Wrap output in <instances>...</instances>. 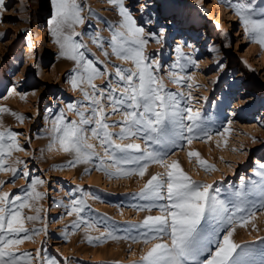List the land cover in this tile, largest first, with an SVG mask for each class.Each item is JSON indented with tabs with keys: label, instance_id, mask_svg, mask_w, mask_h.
<instances>
[{
	"label": "rangeland",
	"instance_id": "374dc122",
	"mask_svg": "<svg viewBox=\"0 0 264 264\" xmlns=\"http://www.w3.org/2000/svg\"><path fill=\"white\" fill-rule=\"evenodd\" d=\"M5 2L7 10L0 21V108L7 111L0 112V132L17 133L16 139L24 150L4 157L5 167H15L17 175L13 177L11 172L0 171V181L5 182L0 191L23 196L25 191H31L29 185L33 179L44 181L36 186L37 192L44 193L43 198L23 210L24 216L37 215V208L40 212L38 220L25 222L30 239L19 245L17 254L31 252L35 255L40 249L42 256L56 258L59 264H139L140 257L152 246L143 243L147 229L139 224L148 215H160L157 207H152L151 211L141 209L164 203L145 200L139 193L151 175L164 169L151 164L143 178L137 175L115 178L96 170L99 161L95 159L87 165L68 166L73 156L59 148L54 123L61 113L65 123L78 120L76 111L69 110L67 105L73 103L78 108H89L90 102L85 100L81 89L90 94L92 89L86 82L78 88L72 87L70 78L76 75V64L60 55L59 45L51 35L48 0ZM80 2L84 24L75 26L82 35L74 39L87 45L81 51L102 73L112 74L101 76L94 83L103 88L112 80L115 86V66L133 67L131 62L113 56L108 43L111 39L109 25H118L122 19L118 8L108 0ZM157 2L160 13L178 15L180 23L166 32L162 44L150 39L146 54L160 62L159 75L164 78L167 90L184 93L182 107L186 106L187 94L191 93V104L194 110H200L204 126L212 137L208 140L203 133H197L198 138L191 145L179 140L167 149V161H178L193 180L212 184L211 194L226 203L235 200L237 192L245 194L248 209L237 216H246L249 211L255 216L246 226H236L233 239L241 246L238 252L247 251L249 260L261 264L264 261V175H261L264 173V59L261 61L260 55L264 57V49L245 37L242 24L231 7L247 0H216L215 5L223 9L222 17L207 9L209 0ZM140 3L143 0L136 3L125 0L126 6L132 5L130 11L138 25L141 24ZM251 5L264 8V0H251ZM164 23L161 18V24ZM187 26L203 29L205 35L193 40L186 38L182 28ZM147 27L158 29L156 25ZM97 34L104 44L103 49L93 42L92 37ZM180 37L183 42H179ZM178 45L182 47V57L176 51ZM104 51L109 53L107 57ZM177 62L178 66L173 69L171 66ZM170 71L185 79L180 84L173 83L168 79ZM104 104L106 111L111 112L106 100ZM13 114L24 117L23 121ZM121 119L117 113L110 116L108 123ZM110 131L118 132L119 126ZM89 142L96 144V151L103 155L96 140ZM123 142L144 146L142 139ZM189 151H197L215 170L205 171L195 157L189 158ZM17 160L23 163L17 164ZM24 171L29 173L28 177L23 176ZM74 199L86 202L81 216L96 224L95 229L88 231V236L98 237L107 229L116 239L105 237L104 242L93 239L89 243L85 234L87 225L73 227L80 218L68 215ZM41 228H46V234L36 231ZM223 234L221 232L217 239ZM20 238L23 239V234Z\"/></svg>",
	"mask_w": 264,
	"mask_h": 264
},
{
	"label": "snow or ice",
	"instance_id": "6c2138e0",
	"mask_svg": "<svg viewBox=\"0 0 264 264\" xmlns=\"http://www.w3.org/2000/svg\"><path fill=\"white\" fill-rule=\"evenodd\" d=\"M48 2L51 9L50 32L59 45L60 55L76 64V75L70 78L72 87L78 88L86 82L92 89L91 94L81 89L85 100L90 102L89 108H78L73 103L67 105L69 110L76 111L78 120L65 123L61 113V117L54 123L53 131L59 148L73 156L68 161V166L87 165L95 159L99 161L96 170L115 178L132 175L143 178L151 164L164 169L163 172L151 175L139 193L145 200L164 202L146 205L141 209L151 211L152 207H157L160 215H148L139 224V227L147 229L143 243L152 245L140 257L139 264H254L248 259L247 251L238 252L241 246L233 239L236 226H246L255 216L252 211L246 216H237L248 209L249 202L245 194L237 192L236 199L226 203L211 194L212 184L193 180L178 161H167V149L176 145L179 140H186L191 145L198 138L197 133H203L208 140L212 139L204 126L200 110H194L191 104V93L187 94L186 106L182 107L184 93L167 90L164 78L159 75L160 62L146 54L150 39L162 44L166 32L180 23L177 16L160 13L157 0H143L139 4L141 24L138 25L130 11L132 5L126 6L125 0H108L118 8V14L122 18L118 25H109L111 39L108 43L111 54L121 61L131 62L133 67L115 66V86L112 80H108L105 87L100 88L94 81L112 74L102 73L81 51L87 45L74 39L82 35L75 30V26L84 24L80 0ZM136 2L138 0H134ZM231 7L242 24L245 37L264 49V8L252 6L251 0ZM6 10L5 0H0V21ZM161 18L166 23L161 24ZM150 25H156L158 29L147 27ZM92 39L98 47L104 48L98 34ZM176 51L183 56L180 45ZM104 55L107 57L109 53L104 51ZM177 66L178 62L171 67L175 69ZM168 79L180 84L185 78L170 71ZM187 79L190 80L191 77ZM188 87L191 88V84ZM105 100L111 107V112L106 111ZM4 111L7 109L0 108V112ZM86 112L90 114L86 115ZM117 113L122 119L108 123L110 116ZM13 115L18 120L24 119L20 115ZM117 126L118 132L110 131ZM17 135L7 130L0 132V171L11 172L13 177L17 175V169L10 165L5 167L7 160L4 157H10L13 151L24 150L16 139ZM90 139L98 142L103 155L96 151L97 145L90 143ZM135 139H142L144 146L135 142H123ZM188 156L195 157L205 171L215 170V166L208 164L197 151H189ZM16 163L23 162L17 160ZM23 176L28 177L29 173L24 171ZM4 183L0 181V186ZM241 183L243 184V178ZM42 184L43 180L33 179L29 185L31 191H25L23 196L0 191V264H35L36 261H42V264H59L56 258L42 256L40 249L36 250L35 255L31 252L17 254L19 245L30 239L25 222L38 220L40 212L37 208V215L24 216L23 210L32 207V202L43 198L44 193L36 191V186ZM215 191L219 192V189ZM85 208L84 200L72 201L68 215L75 214L80 218L79 223H74L73 227L79 228L80 224H86L85 234L89 243L93 239L104 242L105 237L116 239L107 229L98 237L88 236V231L95 229L96 224L82 218ZM36 231L46 234L47 230L41 228ZM221 232L224 233L222 238L217 239ZM22 234L23 239L20 238ZM153 241L156 242L152 243ZM212 245H215L214 249Z\"/></svg>",
	"mask_w": 264,
	"mask_h": 264
},
{
	"label": "bare ground",
	"instance_id": "6f19581e",
	"mask_svg": "<svg viewBox=\"0 0 264 264\" xmlns=\"http://www.w3.org/2000/svg\"><path fill=\"white\" fill-rule=\"evenodd\" d=\"M215 1L216 0H209L208 4H207V9L208 10H212L214 11V13L217 15V17H222L224 16V12L223 9L220 7H217L215 5ZM178 18V15H176ZM166 22V21H165ZM182 34L184 36H186V38H190L191 40H193L196 36L199 35H205V32L203 31V29H200L196 26H187V27H183L182 28ZM183 37V36H182ZM182 37L178 38L179 42H183L182 41ZM181 44V43H180ZM193 44V43H192ZM264 57L262 55H260V60L263 61Z\"/></svg>",
	"mask_w": 264,
	"mask_h": 264
}]
</instances>
